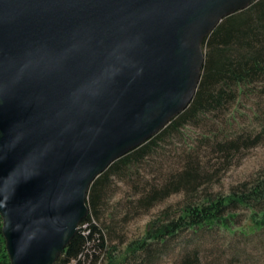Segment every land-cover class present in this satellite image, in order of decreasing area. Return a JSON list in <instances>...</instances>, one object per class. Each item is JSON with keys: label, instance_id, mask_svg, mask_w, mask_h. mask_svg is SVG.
<instances>
[{"label": "water", "instance_id": "95a60500", "mask_svg": "<svg viewBox=\"0 0 264 264\" xmlns=\"http://www.w3.org/2000/svg\"><path fill=\"white\" fill-rule=\"evenodd\" d=\"M257 0H0V216L10 264H54L88 190L197 91L203 43Z\"/></svg>", "mask_w": 264, "mask_h": 264}, {"label": "rangeland", "instance_id": "374dc122", "mask_svg": "<svg viewBox=\"0 0 264 264\" xmlns=\"http://www.w3.org/2000/svg\"><path fill=\"white\" fill-rule=\"evenodd\" d=\"M187 170L196 174V185L175 186ZM262 179L264 77L241 92L232 88L221 104L165 130L145 155L111 173L95 208L87 203L103 229L105 247L95 248L85 264H264V227L254 231L251 212L241 205L230 207L229 229H186L136 247L153 221L174 219L185 204L238 192ZM149 195L154 198L148 203ZM255 207L264 208V202Z\"/></svg>", "mask_w": 264, "mask_h": 264}, {"label": "trees", "instance_id": "16d2710c", "mask_svg": "<svg viewBox=\"0 0 264 264\" xmlns=\"http://www.w3.org/2000/svg\"><path fill=\"white\" fill-rule=\"evenodd\" d=\"M203 51L205 63L190 105L156 135L114 161L92 182L87 195V203L92 209L95 208L104 181L111 173L130 159L145 155L151 144L165 130L176 127L186 118L195 116L197 111L204 107L221 104L226 99V92L232 88L241 92L257 78L264 77V0H257L247 8L225 17L204 41ZM189 172L185 171L175 186L194 187L198 180L194 172L191 174ZM153 198L149 195L148 203ZM262 202H264V179L253 182L249 187L245 186L238 192L233 191L224 196H207L201 202L185 204L174 219L163 221L159 218L153 221L148 225L142 242L136 247H143L146 239L163 242L177 231L186 229L197 231L203 228L210 229L213 226L229 229L232 227L234 217L230 211L232 205L247 207L251 212L254 231L260 230L264 227V208L257 210L255 206ZM91 215L92 212H89L83 219L76 234L54 264H85L90 260L92 252L96 251L95 248L105 247L103 229L93 222ZM83 223L87 224L86 229L81 227ZM109 258L111 262V256ZM0 264H10L2 235L1 216Z\"/></svg>", "mask_w": 264, "mask_h": 264}]
</instances>
